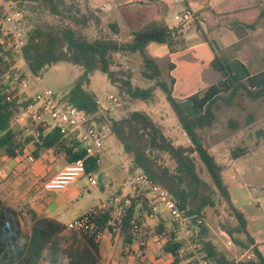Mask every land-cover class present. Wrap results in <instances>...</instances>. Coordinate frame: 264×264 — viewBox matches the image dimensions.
<instances>
[{
  "label": "trees",
  "instance_id": "trees-1",
  "mask_svg": "<svg viewBox=\"0 0 264 264\" xmlns=\"http://www.w3.org/2000/svg\"><path fill=\"white\" fill-rule=\"evenodd\" d=\"M5 2L18 10L23 5L43 8L62 20L59 24L39 22L27 30L22 59L36 77L60 63L81 67L82 76L63 100L93 117L100 113L97 99L88 89L93 74L101 72L112 78L116 75L112 70L115 55L140 53L144 61L143 75L149 80H155L157 87L166 93L167 101L191 143L188 146L176 145L165 134L162 126L143 111H132L120 119H109L111 133L121 141L125 153L132 159L135 171L146 173L159 187L170 192L180 209L190 219L193 240L201 246L214 264H264V254L248 231L245 214L234 205L223 176V167L206 147L203 136V131L217 121L213 104L218 99L231 100L241 90H245L252 100L264 97V70L252 73L243 61L224 57L225 51L238 45L240 41L236 31L221 28L220 38H206L203 45L189 50L195 59L193 63L178 60L185 52L178 56L173 55L169 64V85L159 80L162 74L160 65L147 55L146 48L150 43L172 45L171 40L177 30L164 25H149L134 31L132 40L128 42L104 37L90 39L84 31L91 21L95 20L99 24L100 19L94 14H82L79 10L75 12V6L68 4L67 0ZM20 11L22 12V9ZM261 16V13L257 14L255 21ZM3 19L1 7L0 151L9 159H16L24 154L29 144L34 143L35 158H38L41 152L52 149L65 154L69 163L86 158L82 143H68L59 130L35 126L31 116L28 118V125L33 127L30 128V134H24L27 130H15L13 127L15 117L28 109L34 99L21 102L11 85V75L14 73L12 59L21 56L14 50L12 34H3ZM247 25L254 27V24ZM112 27L116 28V25ZM203 35L206 37L204 32ZM208 67L222 73V79L212 85L203 83L201 74ZM7 76L10 78L6 80ZM22 79L23 76L19 80ZM142 93L149 91L141 92L139 96ZM225 93H229L227 98ZM104 121L103 117L98 120L96 118L93 125L100 129ZM196 154L207 168L214 187L200 176ZM164 155L169 157L174 166L162 162ZM238 156L235 152V157ZM99 165L93 158L86 159L87 173L96 171ZM218 196L228 203L236 219L235 225L221 224L222 230L237 246L245 250L253 249L255 258L229 260L210 242H206L207 228L204 223L207 211L215 209ZM140 199L141 203L138 202ZM133 201V205L127 208L125 214L117 221L116 231L112 226H107L112 217V209L100 214L96 222L103 229L108 228L115 236H120L125 244L139 246L142 239L150 240L152 230H158L157 235H162L167 226L163 223L147 228L142 226L139 232H135L131 224L132 219L140 210L145 209L147 203L143 196L135 197ZM139 203L140 209L136 210ZM31 216V226L25 230L23 211L0 198V264H42L45 259L51 264H100L102 256L99 242L77 233L66 235L65 225L55 218L38 216L34 212ZM182 247L180 239L174 236L166 237L162 255L172 257L170 264H180L183 258L180 255ZM188 264H192V261Z\"/></svg>",
  "mask_w": 264,
  "mask_h": 264
},
{
  "label": "rangeland",
  "instance_id": "rangeland-1",
  "mask_svg": "<svg viewBox=\"0 0 264 264\" xmlns=\"http://www.w3.org/2000/svg\"><path fill=\"white\" fill-rule=\"evenodd\" d=\"M205 1L67 0L68 4L75 6V12L79 10L82 14H94L100 19L99 24L93 20L85 29L84 33L90 39L104 37L128 42L132 40L134 31L149 25H164L177 30L172 37V45L165 44L163 46L150 43L146 48L147 55L160 65L162 74L159 80L169 85L170 50L179 54L181 50H187L191 45L203 41L204 35L203 32H200L201 30L204 29L211 36H217L222 26L227 27V29H235L240 39L238 45L225 51L224 57L243 61L255 73L263 71L264 21L261 22L260 19L255 21L254 18L246 20L245 16L241 17L237 14L226 13L222 16L213 12L205 13V7H203ZM21 9L19 10L20 16L16 17V24L24 38L25 32L36 23H62V20L43 8H31L23 5ZM188 12L192 13L189 20L180 21L177 19V16H183ZM63 22L67 21L63 20ZM2 23L4 24V35L12 34V26L5 19L2 20ZM114 24L116 28L112 27ZM247 24H254V28ZM161 52L164 55H161ZM184 59L192 60V57L187 55ZM12 61L14 73L11 75L12 83H10L16 90V95L20 97L21 102H27L32 98L36 99L41 95V85L55 97L63 100L83 74V69L79 66L60 63L48 68L39 77H36L28 70L27 64L21 57L15 56ZM112 70L116 72L114 77L110 78L104 73L96 72L88 85L89 91L96 97L100 107V113L93 117V122H96V118L97 120L101 117L105 118L100 126L104 135L105 156L102 158V165L99 170L93 174L97 185H91L88 176H84L63 191L48 192L44 185L41 187L46 192L47 199L52 200L53 205L65 213V221L75 220L76 217L99 208L102 203L109 199V195L123 187L127 178L126 174L129 171H135L132 159L125 153L121 141L111 133L109 119H120L129 112L143 111L162 126L165 134L176 145L188 146L191 143L181 128L176 113L167 101L166 93L157 87L155 80H149L143 75L144 61L140 53L127 52L115 55ZM22 76L23 79L19 80ZM222 77V73L208 67L202 74V81L207 85H212L221 80ZM9 78L7 76L6 80ZM38 80H41L42 84H39ZM23 81L27 82V88L22 86ZM148 91L149 93H142L139 96V93ZM228 94L225 93L224 96L227 98ZM213 110L217 116V121L212 127L203 131L205 145L223 167V176L234 205L245 214L248 220V231L255 238L264 254V97L252 100L245 90H241L231 100L218 99L213 104ZM30 112L26 109L15 117L13 121L15 130H27L24 134H30V128H33L28 125ZM34 150L35 146L32 143L24 151L29 162H34ZM235 152L239 155L237 158ZM195 158L200 176L214 187L207 168L197 154ZM162 162L174 166L166 155H164ZM12 164L13 160L0 151L1 199L11 197L10 193L13 190V186H11L13 185ZM27 170L28 172L31 171L30 168ZM135 172L141 171L136 170ZM107 173H110V177H107ZM40 183L37 182V185L39 186ZM125 189L129 190L130 187ZM156 213L172 223L170 212L164 204H157ZM22 221L24 229L28 230L31 226L30 219L23 216ZM151 222V219L146 218L143 221V227L147 228L148 223L150 226H154V223ZM204 224L207 228L206 242H210L217 251L225 254L229 260L239 261L255 258L253 249L245 250L237 246L222 230L221 224L235 225L236 219L228 203L221 196L217 197L215 209L207 211ZM171 228L167 227L170 230ZM157 231L152 230L150 233L151 242L145 250L147 254L145 259H138L137 255H132V257L130 255L131 258H129V254L124 257L122 253L123 241L118 239L114 242L116 252L114 261L117 264H125L124 258H128L127 264H141L143 260H146V264H170L172 257L162 255L161 246L166 236L164 239H159L160 235H157ZM70 234L72 233L66 235ZM139 256L143 255L140 254ZM182 257L180 264H188L192 261L188 252ZM42 264L51 263L45 259Z\"/></svg>",
  "mask_w": 264,
  "mask_h": 264
},
{
  "label": "built area",
  "instance_id": "built-area-1",
  "mask_svg": "<svg viewBox=\"0 0 264 264\" xmlns=\"http://www.w3.org/2000/svg\"><path fill=\"white\" fill-rule=\"evenodd\" d=\"M0 3L3 7L4 19L13 28L14 50L22 58L25 38L20 34L16 24V17L20 16L21 12L17 8H13L5 0H0ZM191 16L192 13L188 12V14L183 16H177V19L180 21L189 20ZM4 33L5 31L3 30ZM38 82L42 84L41 80H38ZM22 86L27 88V82L23 81ZM41 88L42 94L34 99L33 104L28 108L31 111V115L29 116L32 117L35 126L57 129L66 137L68 143L80 142L86 150V158L69 163L58 175L46 181L43 184L44 188L49 192L63 191L84 176H88L91 185H97V181L93 175L94 172L87 173L86 159L93 158L97 164L102 163V158L105 156L103 132L93 125V116L89 115L86 111L80 110L64 100L55 97L42 85ZM129 182L132 192L137 196H143V200L147 203L146 208L139 211L132 219L131 224L135 232H139L146 218L155 216L157 204H164L170 212L172 223L169 227L172 228L171 230L166 229L161 238L174 236L176 239H180L183 243L180 255L184 256L188 252L191 255L192 264H214L202 250L201 246L193 240L190 219L180 209L168 190L159 187L146 173L129 176ZM132 198L133 196L131 195L123 194L111 196L99 208L97 207L91 212L66 224L64 233L86 235L96 242H100L105 232L110 230L108 228L103 229L98 225L96 222L97 217L112 209V217L107 226H112L116 231L118 229L117 221L125 214L126 209L133 205ZM147 245L148 241L142 239L139 247L142 249Z\"/></svg>",
  "mask_w": 264,
  "mask_h": 264
},
{
  "label": "crops",
  "instance_id": "crops-1",
  "mask_svg": "<svg viewBox=\"0 0 264 264\" xmlns=\"http://www.w3.org/2000/svg\"><path fill=\"white\" fill-rule=\"evenodd\" d=\"M227 5V6H225ZM203 7H205L204 12H210V13H215L218 15L224 16L226 13L229 14H237L242 16H245L244 18L247 19H253L257 14H262L260 21H264V0H206L205 5L203 3ZM192 9V8H191ZM248 16V17H247ZM235 23H237L235 21ZM243 27H246L242 24H240ZM221 28H227L225 26H222ZM254 28V27H251ZM204 30V29H203ZM232 30V29H230ZM236 31L235 29H233ZM202 32V31H200ZM206 34V37L203 36V41L195 43L194 45H191L190 48L187 50H181V52L175 53L174 51L170 50L171 54V60L172 56L176 54L175 56H178L182 53L185 52L183 56L178 58L180 61H187V62H195V59L192 57V54L189 53L188 51L193 49L196 46L203 45L206 41V38L210 39H218L221 36V32L219 30V33L217 36H211L205 31H203ZM240 43V41H239ZM157 44V43H156ZM163 45V44H161ZM164 46V45H163ZM164 52V51H163ZM163 52H161V55H164ZM178 54V55H177ZM191 55L192 60H186L184 59L185 56ZM250 68V67H249ZM208 69V68H207ZM206 70V69H205ZM204 70V71H205ZM203 71V72H204ZM252 73H255L251 71ZM203 74V73H202ZM202 74H201V79H202ZM203 82V81H202ZM204 83V82H203ZM206 84V83H205ZM207 85V84H206ZM34 156V153H33ZM32 156V157H33ZM27 156L25 153L16 158V159H11L13 160L12 164V175L11 178L13 180V190L10 193L11 197L4 198L3 200L7 201L11 206L20 209L23 211V216H26L27 219H30V222H32V216L31 213L34 212L38 216H46V217H52L61 222L66 226L69 222L73 220H67L65 221L66 215L64 212L60 210V208L54 206L53 201L47 199L45 196V191L41 188L43 184L54 178L56 175H58L68 164L69 162L67 161V158L65 154L58 152L57 150H48L44 154L41 152L39 154L38 158H34V162H29ZM31 164V165H30ZM102 164L99 165V168ZM27 168H30L31 171L28 172ZM99 168L96 170L98 171ZM94 171V172H96ZM28 172V173H27ZM14 173V175H13ZM135 173L133 170L132 172L129 171L126 175L127 178L123 184V187L121 189H118L111 195H118V194H123V195H131L133 198L139 197L137 196L134 192H132V189L130 187V182H129V176H132ZM137 173V172H136ZM107 177H110V173H107ZM29 180V181H27ZM12 182V181H11ZM37 182L40 185H37ZM129 190H126L125 188H129ZM46 190V189H45ZM47 191V190H46ZM49 192V191H48ZM9 195V194H8ZM111 195H109L111 197ZM136 195V196H135ZM109 197V198H110ZM142 197V196H141ZM132 198V203H134ZM138 202H142V199H140ZM140 203L136 206V210L140 209ZM146 208V207H145ZM141 211V210H140ZM84 215V214H83ZM82 215L76 217L79 218ZM151 219V223H154L153 225L156 226L157 224L163 223L167 227L171 225V223L164 218H161L158 213L155 214L152 218H147ZM28 221V220H27ZM144 226V224H143ZM150 226V223H148V226ZM152 227V226H150ZM161 238V235L159 236V239ZM122 240L123 239L120 236H115L113 232L107 231L105 232L104 237L102 240L99 242L100 243V248H101V262L100 264H117V262L114 261L115 257V250H114V242L117 240ZM151 240H148V245L141 249L138 245H127L123 241V256L126 257L129 254V258L135 255H137L138 259H145L147 254L145 253V250L148 248ZM164 243V240H163ZM257 244V242H256ZM163 246V245H162ZM161 246V248H162ZM259 247V245L257 244ZM260 249V248H259ZM262 252V250H260ZM263 253V252H262ZM142 254L143 256H139ZM131 255V257H130ZM128 262V258H124ZM142 259V260H143ZM125 261V264L127 262ZM146 260H143L141 264H146Z\"/></svg>",
  "mask_w": 264,
  "mask_h": 264
}]
</instances>
